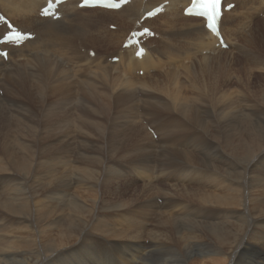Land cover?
<instances>
[{
    "label": "bare ground",
    "instance_id": "obj_1",
    "mask_svg": "<svg viewBox=\"0 0 264 264\" xmlns=\"http://www.w3.org/2000/svg\"><path fill=\"white\" fill-rule=\"evenodd\" d=\"M46 1L0 0V12L11 19L22 31L35 34L32 40H27L21 46H1L8 49L9 53L7 60L0 56V84L3 82V85L8 89L7 83L13 81L15 77L21 78L24 72L35 71L44 79V82L42 80L41 84H39L40 92L42 93L44 86L48 90L46 97H39L37 105H20L26 112L27 117L24 121L18 120V131L12 137L4 131L11 120V114L0 104V140L2 144L0 153L5 156V162L0 159V172H14L10 182H0L1 258L9 264H14V262L7 259L11 257L23 258L25 255H30V263L35 264L38 260L37 253L49 255V260H53L57 254L62 259L66 254L70 256L73 264H84L86 263L85 257H87V254L88 256L97 254L102 256L109 249H115L112 246L114 244L118 245V247H128V251L125 249L126 252L123 251V253L125 252V255H123L126 259L130 257L131 261L137 264V260L143 263L156 249H160L159 247L161 246L171 245L170 242H172L177 243L181 252L188 256V259L181 264H237L236 257L243 249L254 251V261L257 264H264V165L261 169L262 179L259 183L260 191H258L261 195V201L256 203L253 201L252 196L257 184L251 180L249 172L246 175L245 182H243L244 180L239 179L241 172H231V167H227V164H221V162L220 164L217 161V164L212 161L208 163V160H205L207 153H203V148L200 149V144L217 140L218 143L228 147L225 149L226 152L217 153L220 160L242 159L249 164L259 159L264 160L263 119L258 127L252 129L251 123H249L251 120L250 113L247 110H243L244 114L241 120L245 124L239 123L235 125L233 123L237 117L236 108L246 109L249 107L253 85L246 84V92H241L238 89L232 91L230 87V75L233 72V62L237 58V54L245 53V55H248L255 47L264 46V18L262 17V14H264V0H225V3L235 4L230 10L224 11L221 19L220 31L224 42L228 45L226 50L220 45L217 46L218 39L205 28L204 19L185 15L183 10L190 5L191 0H131L129 4L119 10L97 7L80 8L77 4L78 1L70 0L59 6L58 11L61 14V18L57 20L52 17L43 18L40 16V10L46 4ZM162 3H166L163 12L152 18H147L141 23V18L145 12ZM248 7L250 11L245 10V8L249 9ZM182 21L184 24L188 21V25H182ZM251 23L254 24L253 27L245 33L246 28ZM110 24L116 25L117 30H110L108 28ZM139 24L150 27L154 31L155 36L146 39L144 42L146 53L142 57L137 58L135 56L136 47H124L123 43L131 31L139 28ZM6 30V26L0 27V37ZM237 38H242L239 45L235 42ZM113 45H116V47L113 48ZM92 46L104 48V50L97 51L94 57L89 55L91 51H94L93 49L88 48L86 53L82 52V47ZM113 49L116 52L111 55ZM108 57L111 59L118 57L119 60L112 62L108 60ZM23 59L25 60L23 64L17 63V61ZM58 59H61L62 64L67 65L68 69L62 67ZM187 61H189V65H186ZM255 64L256 66L259 65L258 62H255ZM23 67L24 69L22 70ZM167 67L172 68V70L165 72L164 69ZM9 68H13V72L7 74ZM175 69H177L178 73L174 71ZM115 70L120 74L118 77L112 75ZM140 71H142V74ZM150 71H156V73L152 75ZM122 73L125 74L121 75ZM89 75H92L90 80L88 79ZM74 76L78 79V82L74 85L64 83L62 80V78L66 80ZM80 76L83 78H80ZM122 77L126 79H122ZM204 78H217L221 81V85L216 84L208 91L199 92L200 81ZM95 81L105 83L104 85L110 88L111 95L117 102L125 105L126 121L123 125H120V127H123L122 132L130 126V130H140L152 142L156 140L151 136L152 133L147 131V127L155 125L161 129V131L156 129V132L158 131L157 140L162 139L167 144L176 146V150L169 151L170 155L180 156L184 159V161H180L182 162L180 165L175 164L178 161L171 163L168 159H161V163H159L160 160L155 158L159 162L154 165L156 161H152L151 164L153 165H151L149 164L151 155L147 145L134 144L129 145L130 148L124 147V145L121 148L122 154L118 162L125 165L126 169L121 168L120 164H113L111 161V163L101 164H105L109 179L113 177L114 179H120V176L122 177V174H125L124 177L132 181L129 180L131 182L130 185L133 184L142 189L141 198L144 199L146 196L149 198L148 203H141L143 204L141 206V208L143 207L142 210L134 209L137 205L136 203H138L137 199L135 200V207L134 205L126 206L127 208L124 210L125 214L122 218L126 217L127 220L124 218L126 221L122 224L133 225L137 222L140 224L138 229H131L130 231L117 229L118 227L121 228L122 225L118 226L120 224L117 225V228H111V224L106 221L108 216L105 211H103L105 213L103 215L100 214L101 211H98L102 207L100 206L101 195L97 194L98 192L96 193V191L91 192L93 187H90L92 188L91 191L87 190L89 191L87 197L92 195L91 200L81 197L83 201L79 202L80 196L76 197L72 193L75 185H73L74 187L68 186V184L65 185V183L62 185L61 183L63 182L57 177L56 184L52 187V192L56 194L52 199H56L57 204L51 206V208H37V201H34L36 208H31L25 202L29 197L28 192L18 182L21 179V175H23L21 172L28 171L32 165L33 158L42 157L45 148L52 149V158H58L60 160L58 162L63 164L61 162L71 153L70 150L64 151L66 149L65 146L67 147L71 140H75L77 144L74 149L76 154L80 156L77 159H82L87 166L80 170L82 167L78 165V168L81 167L78 171H83L86 174V176L85 174L83 176L87 178L88 182L91 176L97 172L93 168V170L91 168L89 170V164L94 161L93 146L97 145H95L94 140L88 138L92 132L97 133L103 127V123L97 122L98 119L93 122V119L98 117L97 111L88 106H81L79 108L80 113L76 117V123L69 126L73 134L50 140L46 138L49 134L47 129L44 126L40 128L37 121L40 105L43 106L50 95L55 97L60 94L71 97L75 93H94L97 86H95ZM1 89L3 88L0 86ZM261 89L264 90L263 87ZM94 94L101 96L102 92L97 91ZM0 95L4 96V92ZM59 106L60 104L54 105L55 108ZM90 117H92L91 120L88 119ZM143 120H147L146 124L142 123ZM231 124L235 125L232 126L231 132H236L237 141L232 136L225 135V132L220 131L221 129L219 131L211 129ZM87 129L91 130L85 134ZM85 135H87L88 139L85 138ZM64 137L68 139V142L63 147H56V141ZM30 138H32L31 143H29ZM117 142L116 136L111 135L108 142H106L107 146L104 147L105 156L118 146H121ZM210 147H213V145ZM83 151L88 152V154L83 153ZM156 151L158 152V150ZM102 152L104 153V151ZM204 154H206L205 157ZM111 156L110 158H112ZM103 159L104 157L99 159L101 163ZM75 163L74 165L77 164ZM74 165L69 164L66 172L73 173ZM158 166L161 167L160 177L167 175V170H174L180 181L184 176H189V179H185L183 182L187 186L195 188L193 192L191 191V194L193 193L196 201L206 205V208L201 211L207 221L217 222L211 223L213 227L197 234V230H190L195 235L190 240L187 238L186 229L184 231V228L187 222L185 221L188 214L187 208L190 204L185 205L177 195L168 194V189L159 186L160 181L159 185L158 183H152L153 180L157 181L158 179L153 175ZM151 167H155V169L152 171L150 170ZM101 168L99 169L100 174L104 170ZM56 169L63 170L64 168H53L52 172L55 177L57 175L56 172H58ZM102 176L99 175L100 178ZM25 177L28 180L29 174ZM78 177H82V174ZM203 178L206 179V182L200 180ZM167 179H164V181ZM74 180L71 182L75 183L76 180L75 182ZM88 182L86 183L88 184ZM141 182L144 188L141 187ZM79 183L83 184L80 181ZM195 183L196 185H194ZM241 183H244L243 187ZM80 184L79 186L81 187ZM172 184L171 186H173ZM88 185L90 186V184ZM80 187L77 189L78 192L83 191L86 194L85 190H79ZM109 187L108 189H110ZM77 190L75 194L78 193ZM121 190L119 189L118 192L120 191L121 193ZM64 196L67 199L71 198L69 203H63ZM155 196L158 198L164 197V206H158L156 204L158 199L156 198L153 208L151 207V201ZM123 197L127 199V203H125L128 204L131 198L128 196ZM159 203L163 204V199ZM90 204L93 207L86 208ZM66 207L68 209V217L64 219L62 211ZM150 207L152 209H148ZM164 208L169 210L165 211ZM118 211L117 214L119 213ZM110 212L108 211L109 214ZM154 214L157 217L152 220V217L155 216ZM118 216L121 217V215ZM51 218H54L55 227L53 235L45 234L49 240L38 239L33 234L24 235L18 227H12L13 225H22L27 222L47 221ZM150 221H152L151 228L150 226L148 227V222ZM104 226H107L106 230L102 229ZM144 232L148 235L150 234L151 240L143 237ZM169 232L174 234V238L170 237ZM65 235H67L66 238L63 237ZM91 235L98 238L97 244L99 245L96 246H100L103 249V253L100 254L99 250L93 247L86 250L85 253L83 251L80 253V250L74 246L63 251L65 246L62 245V240L76 237L81 244L86 246V239L91 238ZM53 237H57L54 244L51 243ZM99 237L104 238L100 240ZM241 238L245 240V243L244 241L241 242ZM121 240L127 242L123 243ZM80 246L82 247V245ZM190 249H195L194 251L200 249V259L191 260L189 257V254H191ZM164 252L166 254V251ZM248 252L250 253V251ZM168 256L170 257L171 255ZM151 257L154 259L153 256ZM106 258H109V255ZM121 258L124 259L123 256ZM175 258H178V255ZM175 258H172V260H175ZM165 259L163 258L162 261H165ZM56 260L59 259L56 258ZM101 261L100 264L106 263L103 260ZM96 262L98 261L96 260ZM111 263L110 261V263L106 264Z\"/></svg>",
    "mask_w": 264,
    "mask_h": 264
},
{
    "label": "rangeland",
    "instance_id": "obj_2",
    "mask_svg": "<svg viewBox=\"0 0 264 264\" xmlns=\"http://www.w3.org/2000/svg\"><path fill=\"white\" fill-rule=\"evenodd\" d=\"M245 10L246 11H250V8L249 9L245 8ZM262 17L264 18V14H262ZM255 20H254V22H255ZM181 23H182V25H188V21H187L186 24H184L183 21ZM253 25L254 24L251 23V25L248 28H246L245 33H247L248 30L253 27ZM113 26L115 28H113ZM108 28L110 30H114V31L117 30V26L114 25V24H110L108 26ZM241 40H242V38H237L235 40L236 44L239 45L241 43L240 42ZM79 41H82V40H79ZM112 47L114 48V47H116V45H113ZM56 48H58V47H56ZM88 48L93 49L94 52H97L99 50H104V48L102 49V48L97 47V46H92V47H87V48L82 47V52L86 53V50ZM223 49L226 50L227 48H223ZM115 52H116V50L114 51V49H113L112 52H111V55H113ZM218 55H216V56H218ZM39 56H41V54H39ZM42 56H43V54H42ZM108 60L114 62L113 59H111L109 57H108ZM24 62H25L24 59L20 60V61H17L18 64H23ZM58 62L62 64L61 59H58ZM188 62L189 61L186 62V65H189ZM255 62H258L259 65L256 66ZM0 66H1V63H0ZM62 67H65L66 69H68L67 65H64V64H62ZM233 67H234L233 72L230 75V79H231V86L230 87H231L232 91L233 90L236 91L238 89L241 92H246V87H245L246 84L253 85V87L251 89L252 91L250 93L249 107L246 108V109L240 108V107L236 108V116L237 117L234 119L235 122H233V123L235 125H237L239 123L245 124L241 120V118H242V116L244 114L243 110H247V112L250 113V117H251V120H250L249 123H251V128L254 129V128L258 127L261 124L262 119L264 121V90L261 89V87L264 88V46L255 47L252 50V52L249 53L248 55H245V53L244 54H237V58L233 62ZM167 68H169V69H167ZM167 68L164 69L165 72L172 70V68H170V67H167ZM23 69H24V67L22 68V70ZM177 69L174 70L176 73H178ZM12 72H13V68H9V72L7 74H10ZM155 73H156V71L151 72L150 74L153 75ZM123 74H125V73H122L121 75H123ZM112 75H114V77H118L120 74L117 72V70H115L114 72H112ZM123 77H122V79H126V78H123ZM80 78H83V77L80 76ZM91 78H92V75H89L88 79L90 80ZM181 79H182V77H181ZM42 80L44 82V79H42L35 71H31V72H24V74H23V76L21 78L15 77L13 79V81H9L7 83L8 89L3 85V82L0 84V86L3 88V89L0 90V94L2 92H4V96L0 95V104L3 105L4 109L6 111H9L10 114H11V120H10L7 128L4 130L10 137H12L18 131V125H17L18 120L24 121V120H26V117H27L26 116V112L22 109V106H20V105H32V106H35V105H37V102L39 101V97H41V96L42 97H46L47 96L48 90H47V88L45 86H44V88L42 90V93L39 90V84H41ZM62 80H63L64 83H67L69 85H74V84H76L78 82V79L75 76L70 78V79H66V80H64L62 78ZM104 84H103L102 81H95V86L97 85L98 87L96 86V89L94 91L95 92H97V91L98 92H102L103 95L101 94V96H96L94 94L95 92L94 93H88V94L75 93L71 97H66V96H63V95H60V94L56 95L55 97L53 95H50V97L47 100V102L43 106L40 105L39 115L37 117V121H38L39 127L43 128V126H44L47 129V132H49V134L47 135L46 138L50 140L52 138H56V137H60V136H66V135H70L71 136L73 134L72 130L69 128V126L71 124H73V123H76V117L80 113L79 112V108L81 106H88L89 108H91V109H93V110L98 112V117L94 118L93 122H96V119H98L97 122L99 121V122H101V124L103 123L102 124L103 127H102V129H99L97 133L96 132H92L91 136L88 137V138H91V140H94L95 145H97V146H93V153L92 154H94L93 155V160L94 161L89 164V170L91 168V170L94 169V170H97V172L95 171L96 173L93 176H91L90 181L89 182L87 181V178H85L86 174L83 171H81V172L78 171L79 168L82 167L80 169V170H82V169H84L87 166L82 161V159H77V158H80V156L78 154H76V150H74L77 144H76L75 140L74 141L71 140L69 142L68 146L67 147L65 146L66 149L64 151L66 152V151L70 150L71 153L69 155H71L72 153L74 155L73 154L71 156L68 155L64 159V161L61 162L63 164L59 163L60 160L58 158H52V149L50 150V149H46L45 148V152H44L43 156L42 157H38V158H36V157L33 158V161L31 162L32 165H31L30 169L28 171L25 170L24 172H21V174H23L25 176H27V174H29L28 180H27V178L25 176L21 175V179L18 182L21 183L23 188L28 192L29 197L26 199L25 202L31 208H36L34 206V201H37V208H51V206H54V205L57 204V200L56 199H52V197L56 196V194L52 192V187L54 186V184H56L57 177H58V179L61 182H63V183H61L62 185L64 183H65V185L68 184V186L75 185V188H73L74 190L72 191V193L76 197L80 196V198L78 199L79 202L83 201V199H81V197H83L85 199L89 198V200H91V196L92 195H89L90 197H87V195L89 194V191H91V189H92L90 187H93V190L91 192H95L96 191V193L98 192L97 194L101 195L100 206H102V207H101V210H98V211H101L100 212L101 215H103L105 213L107 214L108 217H106V221H108L111 225L108 222H107V224H109L111 228H117L118 226L122 225L121 228L118 227L117 229H121V230H124V231H128V230L130 231L131 229L140 228V224H138L137 222L135 224H133V225H130L128 223H126L127 225L122 224L124 221L127 220L126 217H124L126 220L124 218H122L123 215L125 214L124 210H126V208L131 206V205H134V207H135L136 204H137L136 207L135 208L133 207V208L135 210H142L143 207L141 208V206L143 204H141V203H144V202L148 203L149 198H147V196H146L147 199L146 198H144V199L141 198L142 189L140 187H138V186L133 185V184L130 185V183L132 181H131V179L124 177L125 174H122L123 176L122 177L120 176V179H114V177L109 179L108 170H106L105 169L106 167L104 166L106 164V162L107 163H111L112 162L115 165L116 164H120L121 168L126 169L125 165H123L122 163L118 162V159H119V157L122 154V152H121L122 149L121 148H122L123 145H124V147L130 148L129 145H134V144H136V145H147V147H148L147 149L149 150V153L151 155L150 156V160L151 161H150L149 164H151L152 161H154V162L156 161L155 164H154V165H156L159 162V160H160L159 163H161V159H168L171 163H175V161L176 162L178 161V163H175V164H180L181 165L182 162H180V161H182V160L184 161V159H183V157H180V156L178 157V156H175V155L172 156V154L170 155L169 151L176 150L177 149L176 146L167 144V142L163 141L162 139L157 140V137H158L157 133H158V131H161V129H159V127H156L155 125H153L152 127H150V125L149 126L147 125L148 126L147 127V131L149 133L152 131L151 133L153 135L151 134V136L154 137V140H156V141H152V142H150V140L147 138V136L144 133H142L140 130H138V129L130 130V126H128V128L125 131L122 132L121 130L123 129V127H120V125H123L125 123V121H126V108H125V105L117 102V100L111 95L110 88L107 87ZM216 84L217 85H221V81L219 79H217V78H204V79H202L200 81V85L198 87V90H199V92L208 91V90H210L213 87V85H216ZM55 104H60V106L55 108L54 107ZM91 118L92 117H90L88 119L91 120ZM146 121L143 120L142 123L146 124ZM235 125L231 124V125L223 126V127H220V128H215L214 127V128H211V129L213 131H217V130L219 131V129H221L220 131L225 132V135L232 136L237 141V137L238 136L236 135V132H231L232 126H235ZM151 128H153V129H151ZM156 129H158L157 132H156ZM90 130L91 129L85 130V134H87ZM119 130H120V132H119ZM228 132H229V134H227ZM111 135H115L116 136V139L118 141L117 143L118 144L120 143L121 146H118L114 151L109 152L110 154L107 153V155L105 156L106 153H105L104 147L107 146L106 142H108V140L111 137ZM85 138L88 139L87 135H85ZM31 142H32V138L29 139V143H31ZM67 142H68V139L66 137L61 138L60 140L56 141V147H58V148L63 147V145L66 144ZM216 142H217V144H216ZM209 143H210V145H209ZM150 145H152V146L154 145V146L150 147ZM200 145H199L200 149L203 148V150H202L203 153H207L206 157L208 159L205 157L206 154H204V157H205L206 161L208 160L207 161L208 163H211L210 161H212L215 164H217V163L220 164V162H221V164H227L226 165L227 167L228 166L231 167V172L232 171L233 172H236V171L241 172V174H239V179L242 180V181L244 180L243 182H245L246 175L249 172L251 180L255 181L256 184H257L256 187L254 188V191H253V196H252L253 201H255L256 203L261 201V195H260V192L258 193V191H260L259 190V183H260V181L262 179L261 169H262V167L264 165V160L259 159V160L255 161V162H251L250 164L247 161H244L242 159H233V160L232 159H224V160L221 159L220 160L218 158L219 156L217 155V153L226 152L225 149H227L228 147H226L223 144L218 143L217 140H214L213 142L212 141L211 142H205V143H202ZM212 145H213V147H210ZM214 145H215V147H214ZM1 146H2V144H1V140H0V147ZM101 146H102L103 149L101 148ZM207 146H208V148H207ZM156 150H158V152ZM102 151H104V153ZM165 152H166V154H165ZM209 152L210 153L213 152V153L210 154ZM83 153L88 154V152H85V151H83ZM161 153H162V155H161ZM96 155H98V156H96ZM208 155H209L210 158L208 157ZM215 155H216V157H214ZM110 156L112 158H110ZM212 156H213V158H212ZM101 157H104L102 163L99 160V159H101ZM106 157H107V159H106ZM155 158H158L159 160H157ZM186 158H188V157H186ZM0 159L5 162V156L3 154H1V153H0ZM70 159L73 160V161H71ZM66 160H68V161H66ZM78 160H79V162H78ZM106 160H109V161H106ZM227 160H229L228 162L231 165L227 162ZM189 161L191 163H193L190 159H189ZM216 161H217V163H216ZM75 162L76 163L78 162L79 164L78 163L76 164ZM223 162H225V163H223ZM74 163L76 165H74ZM103 163H105V164L101 165ZM237 163H238V165H237ZM69 164L74 165V169L73 170L76 173L74 171H73V173L72 172H66V170H68ZM97 164H98V166H97ZM78 165L81 166V167L78 168ZM99 165H100V168L102 167L101 169H104V170H102L101 174H100V171H99V169H100ZM151 165H153V164H151ZM95 166H96V168H95ZM55 167L64 168L63 170H57L56 169L59 172V173L56 172V174H57L56 177L53 175V172H52V169L55 168ZM76 169H77V171H76ZM154 169H155V167H151L150 168V170H152V171ZM237 169H240V170H237ZM13 173H12V171L11 172H4V173L0 172V182H2V183L10 182L11 179H12V174ZM74 173H75V175H74ZM78 173L80 175L82 174V177L84 179L82 177H78V176H80ZM97 173H98V175H96ZM160 173H161V167L158 166V168L153 173V175H155V177H157L158 179H157V181L153 180L152 183H154V184L158 183V185H159V181H160V185L159 186L168 189L169 190L168 194L172 193V194L177 195L180 198V201H182L183 204H185V205H189L190 204L188 206V208H187L188 214H187L186 219H185V221H187V222H186V227L184 228V231H185V229H186V231H188V232L185 231V234H186V236H187V238L189 240L192 239V237L195 235V234H192L190 232V230H197L196 234L197 233H201L203 230L213 227V225L211 223H217V222H213V221L209 222V221L206 220L205 215L201 211V210H204L206 208V205L205 204L203 205L202 203L196 201L195 198H194L193 193L191 194V191L193 192L195 190V188H191L189 185L187 186V184H185L183 182V180L189 179V176L188 177H186L187 175L184 176L181 179V181H180V179L178 178V176H177L176 172H174V170H169V171L167 170L166 174L168 176L162 174L163 177L165 176L164 179L168 178L166 181H164L163 177H160L161 176V175H159ZM68 174H69V177H68ZM84 174H85V176H83ZM99 175L100 176L103 175L102 178H100ZM169 177H170L171 180L169 179ZM242 177H244V178H242ZM74 179L76 180V182H75ZM98 179H99V181L101 179L102 180L99 182V181H97ZM126 179H128V180H126ZM73 180H74V182L76 184L71 182ZM145 180H147V179H145ZM200 180H202V182H206V179H204V178L200 179ZM79 181L81 183H83V184H80ZM86 182H88V184H90V186ZM113 183H115V184H113ZM79 184L81 185V187L79 186ZM107 184L109 186L111 185V187H109ZM171 184L174 187L171 186ZM180 184H182V185H180ZM140 185H141L142 188H144V186L142 185V182L140 183ZM194 185H196V183ZM241 185L243 187L244 183L243 184L241 183ZM78 187H80L79 190H85L86 194L83 191L78 192V190H77ZM108 187L110 189H108ZM81 188H83V189H81ZM103 188H105L107 190H104ZM75 189L78 192L77 194H75L76 193ZM119 189H122L121 193H120V191L118 192ZM87 190H89V191H87ZM123 190H125V191H123ZM102 191H103L104 195H103ZM187 191H188V193H187ZM105 192H107V193H105ZM115 192H116V194L118 192V194L116 195ZM106 194H108V195H106ZM121 194H123V195H121ZM123 196H128L129 198H131V200H130V202L128 204H126L127 203V199L125 197H123ZM161 198L163 199V204L159 203V202L162 201ZM161 198H158L157 196H155V198H153L152 201H151V205H152L151 207L153 208L154 202L156 200H157L156 204L158 206H161V205L164 206V197L161 196ZM107 199H110V200H107ZM136 199H137L138 203L135 204V200ZM70 200H71V198L67 199V197L64 196V200H63L64 202L63 203H65V204L69 203ZM118 202H120V203H118ZM192 203H193V205H192ZM92 207H93L92 204L86 206V208H92ZM124 207H125V209H124ZM151 207L148 208V209H152ZM159 208H162V207H159ZM164 210L166 211V210H169V209L168 208L167 209L164 208ZM191 210L192 211L194 210V211L192 212ZM103 211H105V213ZM108 211L109 212L112 211V212H110V214H109ZM117 211L119 212L118 214H117ZM62 213L64 215V219H66L68 217V209H67V207L64 208ZM114 213H116L117 215L114 214ZM111 215L112 216L116 215V216L112 217ZM118 215H121V217L118 216ZM156 215H158V214L156 213ZM156 215L152 217V220L155 219L154 217H157ZM190 216L193 217V218H191ZM200 216H202V217H200ZM203 217H204V219H203ZM118 218H120V219H118ZM0 222H2V221L0 220ZM118 224H120V225H118ZM136 224H138V225H136ZM109 225H107V226H109ZM107 226H104L102 229L106 230ZM149 226L151 228L152 221L148 222V227ZM12 227L13 228L18 227L20 229V232L22 234H24V235L33 234L38 239L49 240L48 237L45 236V234L49 233V234L53 235L55 225H54V218H51V219H49L47 221H38L36 223L27 222V223H24L22 225H13ZM128 227H130V228H128ZM146 234L147 233L144 232L143 233V235H144L143 237H145L148 240H151L150 234L149 235L147 234V236H146ZM169 234H170L171 238H174V234H172V232H169ZM66 236L67 235H65L63 237L66 238ZM93 236L94 235L90 236L92 239L91 238H89V239L87 238L86 239V242H87L86 246H85V244H81L80 241L76 237H71V238H68V239H64L61 242V243H63L62 245L65 246L63 251H65L67 248H69L71 246H74L75 248L80 250V253L82 251H83V253H85L86 250H88V249H90L92 247L96 248L97 250H99L100 254L103 253V249L100 246H96V245H99V244H97L98 238L96 237L97 238L96 239ZM141 236H142V234H141ZM103 238L104 237H99L100 240L103 239ZM56 239H57V237H53L52 240H51V243L54 244ZM90 240H94L96 243L94 241H90ZM148 240H147V243H148ZM243 241L245 243V240L241 238V242H243ZM121 242L126 243L127 241L125 242L124 240H121ZM65 243H67V244H65ZM170 243H171V245L169 244V245L161 246V247H159L160 249H156L154 251V253H152L148 258H146L143 263L139 262L138 260H137L136 263L137 264H181L182 262H184L185 260L188 259V256L184 255L181 252L180 246L177 245V243H172V242H170ZM78 244H79V246H78ZM80 245H82L83 248ZM112 246L115 249H111V250L109 249L108 251H106V253L104 255H102L104 257L100 256L97 253H95L97 255H91V256L90 255L88 256V254H87L86 255L87 257H85L86 263L87 264H95V262L97 260L98 262H96V264H100L102 262L101 260H103L106 263H110V261H111L113 264H115V263L120 264V262H121V264H134L131 261L130 257L128 259H126L125 256H124L125 252L128 251V249H129L128 247H126V246L124 247V246H120V245H119L120 247H118V245H114V244ZM122 248H123V250H121ZM242 248H243V246H242ZM125 249H127V250L125 251ZM190 250H191L190 251L191 254H189V257H190L191 260L200 259V255H199L201 253L200 249H196V251H194L195 249H193V250L190 249ZM123 251H125V252L123 253ZM164 251H166V254H165ZM248 251H250V253ZM161 252L164 253V254H162ZM176 252L177 253L179 252V254H177ZM192 252H193L194 256L192 255ZM118 253H119V255H118ZM113 254H114V256H113ZM167 254L171 255L170 256L171 258ZM174 254H177L178 258H175L177 255H174ZM36 255L38 256V260H37V262L35 264H73L72 259L70 258V256H68L66 254L63 256L62 259H60V256L57 254L58 256L55 255L53 260H49L48 259L49 255H45V254H42V253H37ZM108 255H109L110 259L106 258V257H108ZM120 255L123 256L125 260L123 258H121ZM248 255H251L252 257L248 256ZM254 255H255L254 251H251V250H248V249H243L239 253L238 257H236L237 258L236 259V263L237 264H247V263L250 264V262H251V264H255V263L257 264V262L254 261ZM151 256H153L155 260L152 259ZM94 257H95V259H94ZM56 258H58L59 260H56ZM86 258H88V259H86ZM163 258L164 259L166 258L165 259L166 262L162 261ZM172 258L173 259L175 258V260H172ZM29 259H30V255H25L23 258H20V257L13 258V257H11V258H9L7 260H11L12 262H14V264H32V263H30ZM167 261H169V262H167ZM159 262H162V263H159ZM86 263H84V264H86ZM106 263H102V264H106ZM0 264H9V263L5 262L1 258V255H0Z\"/></svg>",
    "mask_w": 264,
    "mask_h": 264
},
{
    "label": "snow or ice",
    "instance_id": "obj_3",
    "mask_svg": "<svg viewBox=\"0 0 264 264\" xmlns=\"http://www.w3.org/2000/svg\"><path fill=\"white\" fill-rule=\"evenodd\" d=\"M199 5L203 10L202 14L208 18V27L215 30L216 19L220 15L222 0H199ZM18 36L13 33H9L3 37L5 41L17 39Z\"/></svg>",
    "mask_w": 264,
    "mask_h": 264
}]
</instances>
